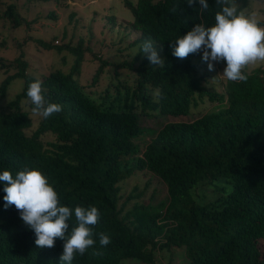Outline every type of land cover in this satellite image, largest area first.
I'll return each mask as SVG.
<instances>
[{
	"label": "trees",
	"instance_id": "16d2710c",
	"mask_svg": "<svg viewBox=\"0 0 264 264\" xmlns=\"http://www.w3.org/2000/svg\"><path fill=\"white\" fill-rule=\"evenodd\" d=\"M246 2L122 0L135 54L119 63L93 55L85 85L81 63L90 50L81 39L34 40L73 56L67 71L52 66L40 78L21 53L9 62L0 56V95L22 81L0 110V264H156L159 252L162 264H264V68L223 62L221 94L198 75L201 56L216 55ZM3 15L20 23L12 5ZM27 98L38 113L30 135L20 108ZM203 99L218 105L156 131L139 125L143 115L187 116ZM141 172L157 178L166 197L126 208L133 195L123 198L119 184ZM200 185L215 193L207 203L193 197Z\"/></svg>",
	"mask_w": 264,
	"mask_h": 264
},
{
	"label": "rangeland",
	"instance_id": "374dc122",
	"mask_svg": "<svg viewBox=\"0 0 264 264\" xmlns=\"http://www.w3.org/2000/svg\"><path fill=\"white\" fill-rule=\"evenodd\" d=\"M134 2V0H127ZM62 3V4H61ZM234 2L230 11L238 5ZM7 5H12L20 19V23L13 26L11 18L6 15L0 18V41L4 47L0 49V56L9 62L13 57L21 53L22 58L28 63L32 73L37 78L43 76L47 70L61 68L67 71L72 63L73 56L66 50L56 51L54 48H42L35 44L34 40L49 42L53 45H76L82 40L81 47H87L90 52L84 53L81 63L80 83L87 84L96 67L94 56L111 63H119L130 60L135 54V47L130 46L134 35L127 32V22L131 21L129 11L123 7L122 0H60L56 4L53 0H1L0 11ZM52 14L54 19L49 15ZM112 19L113 22H109ZM264 20V0H247L245 7L234 22V30L221 41L215 56L202 55L203 61L199 63L198 75H201L202 86L210 93L221 94L224 84L223 62H237L240 69L250 70L264 68V28L254 24ZM150 51V50H149ZM222 59H220L219 57ZM83 58V57H82ZM150 58L159 61L158 52L150 51ZM140 60V59H139ZM139 60L136 65L139 64ZM135 65V66H136ZM12 68L8 69L7 75L11 74ZM118 73L127 75L130 80L133 73L130 70L119 69ZM5 74L0 71V82ZM126 79V78H125ZM106 77H101L98 85H102ZM22 88L20 79L12 80L6 88L3 96L0 95V110L6 109L11 101ZM30 99H33L30 97ZM30 99L20 101V108L26 111L31 125L25 130L26 135L35 129L38 121V113L29 107ZM217 102L209 104L205 99L201 100L199 107L191 109L187 116L164 117V116H140L139 125L144 129L156 131L168 122H189L205 111L217 106ZM43 140H50L44 135ZM123 198L132 194L133 198L126 205L129 208L134 202L146 204L151 201L157 203L166 197L162 183L148 172H141L119 184ZM215 193L206 185H200L193 191V197L198 203H207L212 200ZM260 253L263 251L259 245ZM182 261L181 253L173 255ZM162 253L156 256V264L165 262ZM129 264V263H124ZM131 264V263H130Z\"/></svg>",
	"mask_w": 264,
	"mask_h": 264
}]
</instances>
